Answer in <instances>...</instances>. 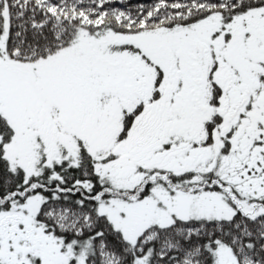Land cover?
Here are the masks:
<instances>
[{
  "label": "snow or ice",
  "instance_id": "1",
  "mask_svg": "<svg viewBox=\"0 0 264 264\" xmlns=\"http://www.w3.org/2000/svg\"><path fill=\"white\" fill-rule=\"evenodd\" d=\"M0 264H264V0H0Z\"/></svg>",
  "mask_w": 264,
  "mask_h": 264
}]
</instances>
